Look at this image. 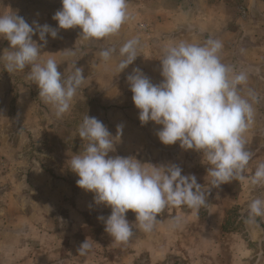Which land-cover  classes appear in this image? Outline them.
<instances>
[{
	"label": "crops",
	"instance_id": "crops-1",
	"mask_svg": "<svg viewBox=\"0 0 264 264\" xmlns=\"http://www.w3.org/2000/svg\"><path fill=\"white\" fill-rule=\"evenodd\" d=\"M25 4L29 3H26V0H0V15H16L17 9L24 11ZM38 7H42V10L34 17L20 15L23 12L17 15L23 17L30 26L34 24V29L36 24H47L57 31L56 38L47 35L46 45L39 39L38 32L33 36L34 41L43 45L41 55L50 48L51 51L55 50L56 59L59 61V52L64 49V39L72 40L73 49L80 56L73 62L69 71L74 73L76 67L82 69L87 82H82L79 88H86V99L97 101L98 105L103 106V124L111 134L115 137L117 126L123 127L120 139H113L115 149L111 153L112 156L134 157L141 163H147L146 167L175 164L182 169V175H195L202 190L205 191L204 188L211 184L212 178L207 176L210 165L206 164V160L203 161L202 153L195 150L186 151L180 147L179 142L175 145H164L157 135L161 125L152 121L141 123L140 110L134 104L133 93L127 81V76L132 74L133 69L139 68L154 84L161 83L163 77L160 59L163 58L167 46L181 41L202 45L210 38L223 44L220 54L222 63L234 72H244L247 75L246 84L241 86V95L252 103L254 116L245 133V148L253 154L244 172V181H231L218 188L214 187L213 198L221 203L214 204L219 211L212 221L202 224L199 210L194 211L186 206L166 208L158 215L159 221L155 229L145 233L138 229L136 214L129 210L127 219L134 235L127 243L120 244L113 243V238L105 232L104 223L98 219L99 216L107 218L111 209L95 204L94 194L78 187L79 177L70 169V161L69 165L63 163L66 172L55 181L64 190L60 197L76 195L75 210L68 211L71 216L69 219L73 223L71 228H65L60 223L50 236L45 229H40V241L25 239L19 245H13L12 240L7 241L5 263L264 264V217H257L251 223L247 217L243 227L238 229L235 227L225 230L223 226L225 211L234 203L248 204L249 209L253 200L264 199V195L258 194V190L264 191V187L257 190V185L250 183L255 168L264 163V15H253L250 10L253 7L264 9V0H127L129 19L119 33L100 40L88 39L87 45L78 41L84 39L79 27L71 29L70 35L67 30L59 28L58 21L53 19L55 13L62 9V0H57L54 5H48L46 1ZM241 9L245 13L244 16ZM139 22L149 26V33L139 29L137 31L135 24ZM131 39L139 41L138 57L133 64L119 73L118 64L123 59L119 50ZM49 40L55 41L54 47L49 46ZM5 49L11 50L10 44L6 39H0V55ZM106 49L114 51L110 60L104 62L100 53ZM86 65L88 68H85ZM29 71L30 69L26 68L24 71L9 73L4 62H0V154L11 147H20V143L13 138L14 135L25 138L30 135V130H33L31 112L23 116L15 109V89L27 86L21 82L24 78L17 80L16 77L19 78L21 72ZM249 90L252 96L248 95ZM31 100L30 91H25L24 94L19 92L18 102L30 104ZM31 162L28 161L29 168H42L40 162ZM29 179L33 183L31 178ZM15 181H18V184L15 182L8 190H3L8 192L6 200L9 206H17L18 200L25 201L30 198L31 185L27 183L26 178H16ZM73 185L76 187V193ZM12 188L15 191L11 190ZM3 191H0V199L3 198ZM64 193L65 195H62ZM56 212L61 215L59 211ZM89 215L97 219L95 228L98 232L95 235L87 232L88 227L92 226L87 220ZM24 216L26 217L25 214ZM176 217L182 218L179 227H173ZM22 237L28 238L27 235L20 238ZM48 240L50 250L57 252L55 261L42 259L43 254L39 253L41 248L49 250ZM86 240L92 247L85 255H79L78 249ZM13 242L16 243V240Z\"/></svg>",
	"mask_w": 264,
	"mask_h": 264
},
{
	"label": "clouds",
	"instance_id": "clouds-1",
	"mask_svg": "<svg viewBox=\"0 0 264 264\" xmlns=\"http://www.w3.org/2000/svg\"><path fill=\"white\" fill-rule=\"evenodd\" d=\"M53 19L61 29L79 27L82 38L100 40L118 34L127 22V0H62V9ZM37 32L45 45L48 34L52 38L58 35L47 24H36L34 29L17 14L0 15V39H6L11 49L3 51L0 62L9 73L30 69L28 79L38 86L39 98L52 106L58 119L63 118L85 78L82 69L76 67L65 80L54 59L41 63L43 45L33 40ZM138 45L137 39H131L120 48L123 59L118 64L119 73L134 63ZM222 48L221 41L211 38L202 45L181 41L164 49L161 83L154 84L139 68L127 76L141 123L161 125L157 135L164 145L179 142L186 151L202 153L203 161L210 165L207 176L216 188L232 180H245L251 160L245 133L254 116L252 103L241 95L247 75L222 63ZM113 51H101V60L109 61ZM248 95H253L251 90ZM122 132L118 125L114 137L103 122L87 114L79 127L86 147L70 159V169L79 177L78 187L93 193L95 204L111 209L107 218L98 219L116 244L127 243L134 235L127 219L129 210L136 214L138 229L150 233L166 208L186 206L198 211L206 204L209 192L202 190L195 175H182L175 164L146 167L147 163L134 157L110 155L115 149L113 139L119 140ZM250 183L264 185V163L256 167ZM248 217L250 223L264 217V199L250 203ZM181 222L182 218L176 217L173 227ZM91 247L86 240L78 249L79 255Z\"/></svg>",
	"mask_w": 264,
	"mask_h": 264
},
{
	"label": "rangeland",
	"instance_id": "rangeland-1",
	"mask_svg": "<svg viewBox=\"0 0 264 264\" xmlns=\"http://www.w3.org/2000/svg\"><path fill=\"white\" fill-rule=\"evenodd\" d=\"M46 1H48V5L51 3L54 5L57 2V0H26V3L29 4H25L24 11L23 9L20 11L17 9L16 12L17 14L23 12L20 15L24 17L28 15L34 17L42 10V7H38L39 4L42 5ZM241 11L244 16L243 9ZM250 11L253 15H264L263 8L253 7ZM31 26L34 27V24H31ZM135 26L137 31L138 29L146 33L150 31L149 26L143 22L136 23ZM67 31L70 35L72 34L71 29H67ZM87 40L79 39L78 41L83 45H87ZM78 41L76 42L78 43ZM48 43L51 47L55 46L54 40H49ZM73 45L72 40L65 38L63 41L64 49L62 52H59V61L56 59L55 50L51 51L49 48L47 52H44L40 56V62L43 63L49 58L54 59L58 64V71L63 75V79L67 80L74 74L72 71H69L73 62L80 56L73 49ZM85 68H88L87 65ZM28 76L29 72H21L19 78L18 76L16 77L17 80H20V77L24 78L21 82L27 84V86L26 88L17 87L15 89L17 93L15 109L23 116L29 115V112H31L33 116L31 128L33 130H30V135L25 138L14 135L13 138L16 139L17 143H20V147H11V149H7L8 151L0 154V191L8 190L15 182L18 184V181H15L16 178H19V180L26 178L27 183L31 185V193L30 198L25 201L18 200L17 206H9L6 200L8 192L3 191L2 193L3 198L0 199V264H8L5 263L8 250L7 241L12 240L13 245H19L25 239L40 241L38 238L40 229H45L47 235L50 236L53 233V229L57 225H60V223L65 228H71L73 223L69 219L71 216L68 211L75 210L76 195L75 197H60L64 190L59 187L55 179L61 178V174L66 172L64 170L65 165H69L68 161H70L67 158H71L79 153L82 154L86 147L87 142L82 141L79 137V127L83 118L88 114L90 117H95L103 122V106L98 105L97 101L93 102L86 99L88 93H86V88L84 87L77 90L70 111L63 118L58 119L52 106L44 103L39 98V88L33 81L28 79ZM86 82L85 76L83 83ZM21 90H24V92ZM25 91L31 92L32 100L30 104L28 102L17 101L19 99V92L24 94ZM77 98H79L78 101L76 100ZM13 128L16 129V126L13 125ZM250 154L253 153L250 152ZM110 155L112 154L110 153ZM29 160L32 161L31 163L40 162L42 168H29ZM63 163H65L64 166L62 165ZM29 178H31L33 183L30 182ZM232 182L236 183L238 180H232ZM73 187L76 193V187L74 185ZM261 187H264V185H257V190ZM204 189L206 192L209 190V192L206 204L199 209V218L202 224L212 221L218 215L217 211L219 210L217 209V205L214 204L216 202L221 203L219 200L213 198L214 187L211 184L207 185ZM11 190L15 191L14 188ZM258 194L263 196L264 191L258 190ZM62 195H65V193ZM56 211H59L61 215H58ZM247 211H249L248 204L245 203L243 205L234 203L230 208H227L223 225L225 230L243 227V222L248 217ZM59 217L62 219L59 220ZM87 220L92 225L88 227L87 232L91 235L97 234L96 232L98 231L95 228V225H97L96 217L89 215ZM23 235H27L28 238H20ZM15 240L16 243L13 242ZM49 240L47 241L49 250L38 247L42 249L39 253L43 254L42 259L55 261L57 252L50 250Z\"/></svg>",
	"mask_w": 264,
	"mask_h": 264
}]
</instances>
